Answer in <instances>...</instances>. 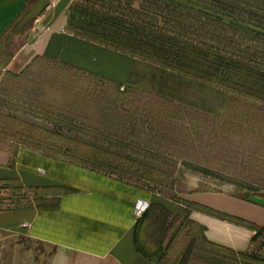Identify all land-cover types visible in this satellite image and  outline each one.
Returning a JSON list of instances; mask_svg holds the SVG:
<instances>
[{"label":"rangeland","instance_id":"rangeland-1","mask_svg":"<svg viewBox=\"0 0 264 264\" xmlns=\"http://www.w3.org/2000/svg\"><path fill=\"white\" fill-rule=\"evenodd\" d=\"M9 3L0 4V20L9 25L0 38V165L5 169L0 221L17 219L14 226L0 225V264H94L31 238L30 209L53 205L70 193L40 177L46 166L35 168L37 155L147 191L157 200L183 203L190 193L225 192L264 203V139L256 131L264 128V0ZM56 28L60 40L55 42L69 41L65 62L91 67L92 72L79 69L90 82L82 85L84 94L66 98L61 90L44 89L37 72L34 79L40 80L27 86L33 85L38 96L28 99L27 82L15 81L3 69ZM182 50L189 52L193 66L208 58L215 75L176 61ZM160 70L169 75L176 70L173 76L181 80L176 87L186 103L154 92L122 101L114 87L109 92L114 83L121 91L133 83L156 89L148 82ZM251 74L263 91L248 87ZM237 75L239 84L234 83ZM65 78L62 87L77 85ZM202 85L221 91L227 108L200 110ZM36 169L39 177L31 174ZM138 208L145 209L141 217ZM149 209L150 204L135 205L136 229ZM158 218H163L164 232L179 229L177 217ZM187 224L171 240L172 257L196 250L194 264H213V255L219 264H246L229 252L208 249L201 230ZM187 229L198 238L186 235Z\"/></svg>","mask_w":264,"mask_h":264},{"label":"crops","instance_id":"crops-1","mask_svg":"<svg viewBox=\"0 0 264 264\" xmlns=\"http://www.w3.org/2000/svg\"><path fill=\"white\" fill-rule=\"evenodd\" d=\"M16 1L10 0L9 5ZM7 25L6 21L0 20V38ZM54 30L59 32L58 28L46 32L34 46L15 55L7 69H3L4 73L20 75L37 57L92 72L91 67L65 62L69 41L57 44L55 39L60 38L54 35ZM36 165L35 168L46 166L45 175L40 177L52 182L53 187L70 189V193L61 196L53 205L30 209L29 234L34 241L66 251L87 263L182 264L188 260L194 264L198 258L196 250L192 253L183 251L177 257H172L169 251L171 240L188 223L186 226L201 230L200 237L207 248L244 258L246 264H264V203L225 192L190 193L183 203L157 200L147 191L70 165L44 161L38 155ZM1 166L0 176L5 170ZM31 174L38 176L37 169ZM137 202L150 204V209L136 229L134 210ZM161 214L177 217L179 229L170 230L167 225V232H164L163 218H158ZM9 219L2 218L1 227L14 226L11 222L17 218ZM183 221L186 223L182 227ZM187 230L186 235L198 238L196 233ZM161 236L165 238L163 243L150 239ZM209 259L213 264H219L218 257L214 259L213 255Z\"/></svg>","mask_w":264,"mask_h":264},{"label":"trees","instance_id":"trees-1","mask_svg":"<svg viewBox=\"0 0 264 264\" xmlns=\"http://www.w3.org/2000/svg\"><path fill=\"white\" fill-rule=\"evenodd\" d=\"M175 59H176V61H179L182 64H184L185 67H189L190 69L195 68V69L199 70L200 72H202L203 74L208 73L210 75H215V72L211 73V70L213 69L214 66L212 64L210 66L208 65V63L211 62V61L207 60L208 58L207 59L203 58V63H201L200 66H195V65L193 66L191 64L192 59L189 57V52L186 50H182L181 53H176ZM219 61H218V63H219ZM43 64L45 65V67H43ZM74 68L75 67H72L66 63L51 61V60L43 58V57H37L26 68V70L24 72H22L20 75H13V79L17 82L20 81L21 83H22V81L25 80V82H27V83L25 84V86H23V88L25 89L23 91L27 95L26 97L28 99L36 98L35 96H38V95L33 88L34 86L33 85L27 86V85L32 84L33 80H40V79H34L35 77H38V76H34V75L37 74V72H39V75L42 78L44 89H48V88H50L51 90H53V89L57 90L58 89V90H61L60 93L61 92L65 93L63 95L66 98H72L73 96H79L81 94H84V92L82 91L83 90L82 85L86 86L87 82H90V79H88V78H90L89 75H87L85 72L79 70L78 68H75V69ZM239 70L241 71L242 67H239ZM171 71H173L174 74L176 73V70H171ZM154 72H157L158 75L154 76V74H151V80L148 83L151 84L153 87H156V89H154V88H151L149 90L139 89V88H141L142 85L140 83H136V84L133 83V84H131V87H129L128 89H126L124 91H121V85L114 83V84H112L111 88L109 89V92L114 87V92L116 93L117 99H121L122 101H126V99L129 97L137 98L139 96L151 95L150 93L154 92V93L158 94L159 96H163L165 100H166V98H171L172 100H179L181 102H185V101H183V98L180 96L181 92L179 91V88L176 87L178 85H181V80L178 79L179 78L178 76L174 77L173 73L171 75L166 74V72L163 70L154 71ZM73 73L79 75V78H77L75 75H73ZM132 75H133V73H132ZM252 76L253 75L251 74V81L247 84L248 87L251 88L252 90H254V92L263 91L260 89V87L256 86L257 82L255 80H258L256 78V76H253V77ZM65 77H67V79H69V81H71V82H72V80H76L77 85H73L76 82H72V85H71V83H69L67 87H64V86L62 87L61 86L62 81L63 82L67 81V80H65L66 79ZM260 77L264 78L262 75ZM171 78H174V79H171ZM235 78H236V80L234 83L239 84V82H240L239 75L235 76L234 79ZM78 85H79V87H78ZM200 88L201 89L198 92L199 97H200L198 100L199 104H200V106H199L200 110H202L204 112L205 111L207 112V110H208V111H213L215 113L216 112L218 113V112L225 110L227 108V106H228L227 100L225 99V97L221 91H219V90L210 91L207 89V87L205 85H202ZM141 90L142 91H149V94H145L146 92H141ZM207 90L210 91L211 94H207ZM201 95H203V96L201 97ZM116 103H118V102H116ZM210 105H211V109H210ZM196 106H198V105L196 104ZM251 126H253V125H251ZM256 131L260 132L261 135L263 136L262 138L264 139V128H259V130H256ZM263 145H264V143H263Z\"/></svg>","mask_w":264,"mask_h":264},{"label":"built area","instance_id":"built-area-1","mask_svg":"<svg viewBox=\"0 0 264 264\" xmlns=\"http://www.w3.org/2000/svg\"><path fill=\"white\" fill-rule=\"evenodd\" d=\"M141 206H144V208H145V206H147V205L141 203ZM144 210L141 209V208L136 209V213H137L138 217H141L142 216V214L144 213Z\"/></svg>","mask_w":264,"mask_h":264}]
</instances>
